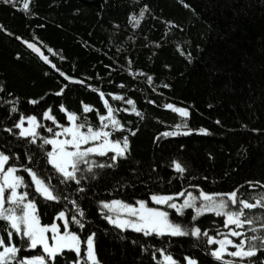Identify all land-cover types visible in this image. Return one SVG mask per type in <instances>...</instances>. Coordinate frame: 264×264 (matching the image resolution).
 I'll return each instance as SVG.
<instances>
[{
    "label": "trees",
    "instance_id": "obj_1",
    "mask_svg": "<svg viewBox=\"0 0 264 264\" xmlns=\"http://www.w3.org/2000/svg\"><path fill=\"white\" fill-rule=\"evenodd\" d=\"M25 2L0 0V151L23 178L22 190L40 222L60 223L65 214L70 231L80 237L81 264H88L84 242L90 235L100 264H180L187 257L196 264H221L212 259L217 243L208 240L224 236L236 244L243 240L245 251L255 245L256 254L223 257L264 264V243L251 239L264 237V207L244 210L241 220L254 222L234 225L242 233L238 237L227 234L224 215L214 212L196 216L195 208H187L173 214L188 235H145L117 227L103 207L180 192L219 200L217 194L235 191L238 200L264 203V0H27V10ZM23 41L38 45L47 62ZM104 100L123 131H113L107 120L104 130L113 133V141L126 136L129 147L115 162L111 151L92 155L78 165L76 179H66L49 162L51 146L43 141L68 124L69 113L79 117L76 123L100 128L99 116L107 115ZM85 105L93 111L84 112ZM49 110L56 123L44 118ZM30 116L41 126L35 137L21 136L16 125ZM171 132L178 134L164 135ZM175 163L185 171H176ZM27 170L56 199L37 191ZM199 201L198 207L206 203ZM239 207L229 202L227 210ZM195 228L208 235H191ZM9 231L20 249L16 264L34 250L0 220L6 244ZM67 254H57L55 263ZM163 255L174 262L164 263Z\"/></svg>",
    "mask_w": 264,
    "mask_h": 264
},
{
    "label": "snow or ice",
    "instance_id": "obj_2",
    "mask_svg": "<svg viewBox=\"0 0 264 264\" xmlns=\"http://www.w3.org/2000/svg\"><path fill=\"white\" fill-rule=\"evenodd\" d=\"M7 2V0H6ZM24 9L27 10L29 7V3L26 2L23 5ZM142 10L140 13L141 18L144 15V11ZM139 24V20L136 19L135 16L131 18ZM30 48H33V45H28ZM63 75V74H62ZM151 80V77H149ZM59 94V93H58ZM103 98V93H101ZM114 99H123V97H114ZM32 103H36V101H32ZM127 104L133 105L132 111L136 113V115H140L139 112L136 111L134 107V102L132 100H127ZM105 107L107 108V115H100L99 120L101 122V127L94 129L91 125L87 124L86 121L76 123L79 117L74 113H69L67 119L71 122V126L64 127L60 126L62 131L55 132L54 136H64L65 139H45L43 141L44 144H50L54 146V151L49 152L48 155L52 158L51 162L54 167L63 174L66 179H76V172L81 171L78 165L81 162L87 163L86 157L89 154L95 153L101 156L107 154L108 151L114 153L112 156L113 162L117 160L119 157H123L125 152L127 151L129 144L128 138L125 136L123 141L120 140H111L110 137L113 134L112 132L105 131L109 127V123L112 126L113 131H123V126L120 124L118 120H116L113 116V109L109 106L108 101L104 100ZM167 107L171 108L173 111H177L181 116H188V112L184 109L174 108L172 105H167ZM62 111H66L61 108ZM15 111V109H13ZM84 112H91L93 109L90 106L85 105L83 108ZM44 118L47 120H52L54 123L55 117L51 115V110L44 113ZM28 124L31 125V128H25L20 132L21 136H36L35 129L40 127L41 125L37 122V118L35 116L27 117ZM109 123H105V121ZM25 118L22 117L20 123L16 125L17 128H22L24 124ZM11 131V130H9ZM47 131L53 132L52 128H48ZM206 130L201 129V132H205ZM177 132L164 133L165 136L168 135H177ZM188 134V133H184ZM132 135H135L133 132ZM102 141V143H98L95 147H88L82 150V145L89 144L90 142ZM122 143V146H121ZM8 160L7 156H4L0 153V172H4L3 165ZM98 167H112L113 164H99ZM71 169V171H69ZM175 170L183 173L185 169L181 166L180 163H175ZM32 175V179L35 181L37 185V191L42 192L47 199H56L53 196L52 192L46 187L41 180L36 177L35 173H31V170H27ZM87 171H91V167L87 169ZM15 172V169L9 168L7 172H4L3 175V183H0V220L8 221L11 229L15 231L17 235H21L23 238H26L29 242V247L35 249L38 245L43 247V251L47 253L50 257H55V255L60 252L62 249L68 248L70 250H74L77 252V255L80 254L79 248V238L76 234L69 232L68 225L69 221L64 218L65 214L63 212L60 213V218L64 219V229L65 231L61 234L59 227L56 224L49 226H42L38 217L35 215V205L32 202L25 203V198L27 193L18 194L16 189L23 183V178L13 176L12 174ZM11 177V179H10ZM79 183V180H77ZM11 189L10 194L6 197L5 190ZM179 195L183 196L184 193H180ZM221 196L219 200L215 196L201 193L200 197H194L191 193H188V198L185 199L181 208H177L175 203H169L174 198L171 196H152L151 199L156 204H167L168 207L176 209V211L182 214V209L184 208H195L196 216L202 215L204 212H214L217 216L225 215L227 217V224L235 225L237 228L243 227L245 223L252 224L254 221L245 218L241 220L242 216H245V209H252L256 207H264V203H261V200H257L256 203H249L245 200H238L237 193L234 191L230 194H217ZM227 196V199H224L223 196ZM197 199H202L206 203L200 205V207H196L195 201ZM264 199V197H262ZM229 202L231 205L235 206L237 204L240 205L239 209L236 211L227 210L229 209ZM15 205V207L5 208V204ZM139 207H134L132 205L124 204L120 201H113L111 204H104L103 207L109 210H115L116 208L124 209L130 217H134L135 219L124 220L122 222H118V220H112L111 217H107L110 222L116 223L117 227H131L137 232H144L145 235H149L152 233H156L158 235H164L166 232L173 236H184L189 233L181 228L179 224H174L169 221L168 213L165 211H161L156 208H149L145 201H138ZM19 210L20 214L17 215V211ZM82 216L83 213L80 212ZM193 217V219L196 218ZM73 221L75 223H80L78 220L73 217ZM83 227V225H80ZM264 227V225H262ZM252 231H256V229H252ZM52 232L53 235L51 240L53 243L49 244V237L46 235L47 233ZM8 242L6 244L3 238H0V248L3 250L0 251V264H12V261L15 260L18 252V249L14 244L11 243L13 232H8ZM191 235L193 236H207V232L201 233L199 228H195L191 231ZM231 236H240L242 233H238L236 231H231ZM251 239H261L262 243H264V237H252ZM209 243H216V241L212 238H209ZM220 243V251L213 252V255L217 259H221V253L225 250V243L232 245L237 251H233L228 253L233 257H251L256 253L253 250L255 245H252L249 250L245 251L244 249V241L242 240L239 244L234 243L232 240H221ZM87 258L93 261L95 264V256L92 251V238L89 237L87 241ZM168 259H171L170 257ZM16 264H46L45 257L39 256L34 258H24L19 261H16ZM189 264H192L189 261Z\"/></svg>",
    "mask_w": 264,
    "mask_h": 264
},
{
    "label": "rangeland",
    "instance_id": "obj_3",
    "mask_svg": "<svg viewBox=\"0 0 264 264\" xmlns=\"http://www.w3.org/2000/svg\"><path fill=\"white\" fill-rule=\"evenodd\" d=\"M30 117H32V116H30ZM26 118H27V117H26ZM26 118H25V121H24L23 127H22V128H19V131H20V132L23 131V129H25V128H28V129L31 128V125L28 124ZM20 121H21V119H20ZM20 121H19L18 123H20ZM37 122H38V120H37ZM60 126H61V125H60ZM69 126H71V122H70V121L68 122V124H67L66 126L64 125V127H69ZM57 127H58V128L55 130V132H60V131H62L61 127H59V126H57ZM35 132H36V134H37V128L35 129ZM30 137H32V136H30ZM47 139H60V140H63V139H65V137H64V136H59V137H55V136H54V137H48ZM98 143H102V141L90 142L89 144L82 145L81 147H82V150H83L84 148L95 147V145L98 144ZM50 146H51L50 152H53V151H54V146H53V145H50ZM108 152H109V151H108ZM0 153H2V152L0 151ZM3 155H4V154H3ZM92 155H95V153L89 154V156L86 157L85 159H86V160L91 159ZM4 156H5V155H4ZM51 159H52V158L48 155V160H49V162L53 165V163L51 162ZM53 166H54V165H53ZM3 168H4V172H7V170H8L9 168L14 169V167L7 166V163H4ZM55 168H56V167H55ZM56 170H57V169H56ZM57 171H58V170H57ZM69 171H71V169H69ZM4 172H0V183H3V175H4ZM61 174H62V173H61ZM12 175L18 177V176L16 175V171H15ZM62 175H63V174H62ZM10 179H11V177H10ZM22 189H23V188H22V184H21V185L16 189L17 193H18V194H24V192H23ZM10 192H11V189H6V190H5V196L7 197V196L10 194ZM180 193H182V192H180ZM180 193H178V194H176V195H151L148 199L136 200V201L133 202V203L122 202V201H120V202H122V203H124V204H128V205H132V206L138 208V207H139V205H138V201H145V202L147 203V206H148L149 208H156V209H159V210H161V211H165V212H167V213H168V219H169V221L172 222V223H174V224H178V223H176V222L173 221V219H172V215H173V214L180 215V213H178V212L176 211V209H173V208L168 207L167 204H156V203H154V202L152 201L151 197H152V196H171V197H173L174 199H173L172 201H170L169 203H175V204L177 205V208H181V206L183 205L185 199L188 198V193H189V192H183V193H184L183 196L179 195ZM24 202H25V203H28L29 201L27 200V198H25V201H24ZM199 202H202V203H203V202H205V201H203L202 199H200ZM111 203H112V202H110V203H108V204H111ZM8 207H13V208H14L15 205H10V204H7V203H6V204H5V208H8ZM196 207H198V205H197ZM186 209H187V208L182 209V213H183ZM107 210L109 211V217H111L112 220H118V222H122V221H124V220H129V219H135L134 217H130V216L127 214V212H126L124 209H121V208H116L115 210H109V209H107ZM19 214H20V212H19V210H18V211H17V215H19ZM35 215L37 216L36 212H35ZM37 217H38V216H37ZM59 217H60V216H59ZM64 218H65V217H64ZM38 219H39V218H38ZM57 219H58V218H57ZM57 219H55L54 221H52L51 223H48V224H47V223H42V222H40V224H41L42 226H49V227H50L51 225H53V224H56V225L59 227L61 234H63V232L65 231V229H64V227H63V225H64V219H61V222H60V223H58V220H57ZM224 220H225V222H224V230L227 232L228 235H230L231 231H234V230H233L234 225L227 224V217H226L225 215H224ZM39 221H40V219H39ZM114 224H116V223H114ZM116 225H117V224H116ZM120 228H122V227H120ZM124 228H128V229H132V230H134V229L131 228V227H124ZM67 230H68L69 232H71V233H74V232L70 231L69 227H68ZM166 233H167V232H166ZM74 234H76V233H74ZM46 235L49 237V241H48V242H49V244L51 245V244L53 243V241L51 240V237H52L53 233H52V232H49V233H47ZM76 235H77V234H76ZM77 236H78V235H77ZM89 237L92 238V251H93L94 256H95V264H100V263L98 262V260H97L96 254H95V250H94V240H93V236H92V235L88 236V237L86 238L85 242H84V243H85V249H84V251H85V259H86V261H87L88 264H93V261L87 258V248H88L87 241H88ZM78 238H79V241H80V237H79V236H78ZM213 239H214V238H213ZM214 240L216 241V243H217V245H218L217 248L214 250V252H216V251H220V243H219V241H221V240H231V239H230V237L224 236L223 238H215ZM230 247H233V246L230 245V244L225 243V246H224L225 250L221 253V256H222L223 254H227V253H230V252H233V251H237L236 249L233 250V249L230 248ZM29 248H30V247H29ZM79 248H80V254H79V256L77 255V252L74 251V250H70V249H68V248L62 249V250H61L60 252H58L57 254H60V253L63 252V251H67L68 254L65 255V257H64L63 259H61L58 263H55V257H50L47 253H45V252L43 251V247L40 246V245H38L35 249L30 248V250H34V252L31 253V254H29V255H25V256H23V259H24V258H34V257L44 256V257H45V262H46V264H81V262H82V256H81V242L79 243ZM1 251H2V250H1ZM57 254H56V255H57ZM56 255H55V256H56ZM169 257H170L171 259H168ZM162 261H163L164 263H173V262H174V259H173L172 256H169V255H163V256H162ZM189 261H191L192 264H196V262H195L192 258H190V257H187L186 260H185V262H182V263H180V264H189Z\"/></svg>",
    "mask_w": 264,
    "mask_h": 264
},
{
    "label": "water",
    "instance_id": "obj_4",
    "mask_svg": "<svg viewBox=\"0 0 264 264\" xmlns=\"http://www.w3.org/2000/svg\"><path fill=\"white\" fill-rule=\"evenodd\" d=\"M29 44L33 45L36 50L34 51L33 48H30L28 46ZM22 45L27 50H29L31 53H33L35 56H37L38 58H40L42 61L47 62V59L44 56L42 49L38 45H36L35 43L30 42V41H23L22 42ZM61 76L65 80H69V81L73 82L74 84H79L80 83V81L78 79H76V78L68 77L65 74H63ZM212 259L214 261H217V262L221 263V264H248V263H246L244 261H241V260L230 259V258H226V257H223V256H222L221 259H217L215 256H213Z\"/></svg>",
    "mask_w": 264,
    "mask_h": 264
}]
</instances>
